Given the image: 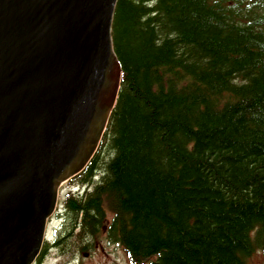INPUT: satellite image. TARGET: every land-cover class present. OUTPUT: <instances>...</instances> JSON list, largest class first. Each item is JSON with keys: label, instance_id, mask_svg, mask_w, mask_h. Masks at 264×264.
<instances>
[{"label": "trees", "instance_id": "trees-1", "mask_svg": "<svg viewBox=\"0 0 264 264\" xmlns=\"http://www.w3.org/2000/svg\"><path fill=\"white\" fill-rule=\"evenodd\" d=\"M112 40L120 89L68 241L105 228L133 264L264 254V0H117Z\"/></svg>", "mask_w": 264, "mask_h": 264}, {"label": "water", "instance_id": "water-1", "mask_svg": "<svg viewBox=\"0 0 264 264\" xmlns=\"http://www.w3.org/2000/svg\"><path fill=\"white\" fill-rule=\"evenodd\" d=\"M116 2L0 0V264L32 263L100 141L122 73Z\"/></svg>", "mask_w": 264, "mask_h": 264}, {"label": "rangeland", "instance_id": "rangeland-1", "mask_svg": "<svg viewBox=\"0 0 264 264\" xmlns=\"http://www.w3.org/2000/svg\"><path fill=\"white\" fill-rule=\"evenodd\" d=\"M110 153L107 148L103 147L100 152V169L104 167V163L110 158ZM76 182H66L60 188V195L57 203V211L63 212V199L65 194L71 190H77ZM80 187V186H79ZM58 214H53L47 225V240L50 241V247L47 249V254L43 259V264H131L128 261L124 249L118 243H111L105 239L104 232H99L92 240V246L82 248L77 253L65 254L59 256L58 250L53 248L52 240L54 238V228L59 226L61 220ZM66 249H73V244L65 242ZM249 264H264V256L260 249L255 248V251L248 258Z\"/></svg>", "mask_w": 264, "mask_h": 264}, {"label": "bare ground", "instance_id": "bare-ground-1", "mask_svg": "<svg viewBox=\"0 0 264 264\" xmlns=\"http://www.w3.org/2000/svg\"><path fill=\"white\" fill-rule=\"evenodd\" d=\"M117 1V0H116ZM111 39H112V29H111ZM112 44H113V40H112ZM121 66V65H120ZM122 69V68H121ZM116 105V104H115ZM114 108H115V106H114ZM114 108L112 109V111L114 110ZM112 111H111V113H112ZM111 113H110V115H109V118H110V116H111ZM109 118H108V120H107V123H106V127H107V124H108V121H109ZM78 173H76V174H74L73 176H71V177H69L68 179H67V181L68 182H73V181H71L72 180V178L75 176V175H77ZM75 180V179H74ZM75 182H76V186H77V188H79V189H77V190H71L69 193H83L84 191H85V189H83V188H81V186L79 185V183H77V181L75 180ZM80 186V187H79ZM58 196L60 195V193H58L57 194ZM52 216L53 215H50L49 217H51L52 218ZM108 216H109V212L107 213V218H108ZM58 218H62L61 216H59ZM47 231V229H45L44 230V232H46ZM88 238V237H87ZM70 241V240H69ZM68 241V239H67V237L66 238H63V240H62V242L60 243V245H59V248H58V253H59V256H63V255H65V254H70V251H71V249L69 248V249H66L65 248V246H64V243L66 242H69ZM91 242H92V239H91ZM70 243V242H69ZM70 244H72V243H70ZM74 244V243H73ZM41 246H42V244H41ZM41 248V247H40Z\"/></svg>", "mask_w": 264, "mask_h": 264}, {"label": "flooded vegetation", "instance_id": "flooded-vegetation-1", "mask_svg": "<svg viewBox=\"0 0 264 264\" xmlns=\"http://www.w3.org/2000/svg\"><path fill=\"white\" fill-rule=\"evenodd\" d=\"M47 254V250H42L39 255L36 257L35 262L33 264H43V259Z\"/></svg>", "mask_w": 264, "mask_h": 264}]
</instances>
